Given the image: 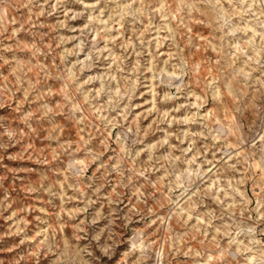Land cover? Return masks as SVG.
<instances>
[{
	"label": "rangeland",
	"instance_id": "rangeland-1",
	"mask_svg": "<svg viewBox=\"0 0 264 264\" xmlns=\"http://www.w3.org/2000/svg\"><path fill=\"white\" fill-rule=\"evenodd\" d=\"M0 264H264V0H0Z\"/></svg>",
	"mask_w": 264,
	"mask_h": 264
}]
</instances>
